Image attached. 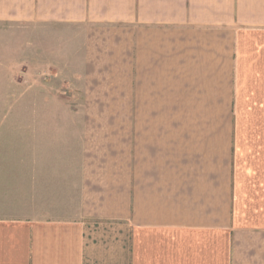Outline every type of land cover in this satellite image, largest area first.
<instances>
[{
  "label": "crops",
  "instance_id": "1",
  "mask_svg": "<svg viewBox=\"0 0 264 264\" xmlns=\"http://www.w3.org/2000/svg\"><path fill=\"white\" fill-rule=\"evenodd\" d=\"M21 25L60 86L74 64V109L124 119L76 120V151L29 168L73 210L20 217L11 172L0 264H264V0H0ZM110 79L122 103L95 97Z\"/></svg>",
  "mask_w": 264,
  "mask_h": 264
},
{
  "label": "rangeland",
  "instance_id": "2",
  "mask_svg": "<svg viewBox=\"0 0 264 264\" xmlns=\"http://www.w3.org/2000/svg\"><path fill=\"white\" fill-rule=\"evenodd\" d=\"M30 37L31 32L26 25L18 29L0 30V173H3L0 174V197L10 198L9 184L13 171L14 207L20 217L34 216L45 208L57 213L75 208L72 204L65 208L56 204L45 207L39 200L36 202L33 199L28 182L29 168L43 161L38 157H43L47 152L45 164L59 165L61 159L49 156L76 151L75 126L70 127L71 124L87 118L107 119L109 125H113L111 129L115 128V132L121 134L124 119L122 110L74 109V102H81L84 98L81 93L82 80L78 82L81 88L76 85L74 64H70L73 65V71L72 77L68 79L69 86H60L58 78L52 75V66L45 63V56H33L34 48L29 40L38 47L43 45V36L37 32ZM99 81L105 86L101 88L100 95H95L97 98L105 97L104 91H123L122 79ZM108 83L109 88L106 87ZM114 100L122 103V93L115 95ZM63 135L66 136L65 142H60Z\"/></svg>",
  "mask_w": 264,
  "mask_h": 264
}]
</instances>
